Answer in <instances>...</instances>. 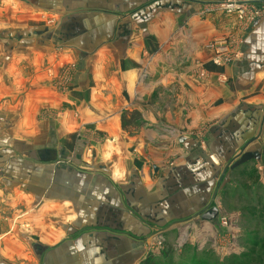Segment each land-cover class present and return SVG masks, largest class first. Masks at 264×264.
<instances>
[{"label":"crops","instance_id":"crops-1","mask_svg":"<svg viewBox=\"0 0 264 264\" xmlns=\"http://www.w3.org/2000/svg\"><path fill=\"white\" fill-rule=\"evenodd\" d=\"M215 1L0 0V264L264 241V14Z\"/></svg>","mask_w":264,"mask_h":264},{"label":"rangeland","instance_id":"rangeland-1","mask_svg":"<svg viewBox=\"0 0 264 264\" xmlns=\"http://www.w3.org/2000/svg\"><path fill=\"white\" fill-rule=\"evenodd\" d=\"M255 8H257L258 10H261L258 15H254V13H253V10ZM246 9H247L246 12L243 13V17L241 18L243 21H250L251 22L252 18L257 19L262 15V13L264 14L263 5L262 6L258 5L257 7H256V5L248 6V7L246 6ZM235 16L237 19H239L237 15H235ZM241 19H239V20H241ZM216 40H218V41L216 42ZM215 42H216V46H217L216 48H218V46H221V45L226 46L225 48H226L227 56L229 57V59L233 57V53H232L233 48L232 47H234V46L232 43H231L232 45L230 44V42H231L230 40H228V43H227V40L225 38H216L214 41L211 42V44H214ZM232 42H233V39H232ZM216 48H211V49H216ZM220 62H224V61H220ZM255 238L258 241L260 240L258 235L255 236ZM162 246L165 247L164 245H162ZM254 246L255 247H253V246L247 247L250 250L251 254L245 258H243V257L241 258L242 253H238L237 255H233L236 258H238V260L235 264H264V241H261L260 245H258V246L254 245ZM217 258L220 260V257L217 254H212L211 256H209L208 254L205 255L202 253L196 254V260L206 259L205 262H207V263H208V261H210V262L212 261V263H214L215 260H217Z\"/></svg>","mask_w":264,"mask_h":264},{"label":"built area","instance_id":"built-area-1","mask_svg":"<svg viewBox=\"0 0 264 264\" xmlns=\"http://www.w3.org/2000/svg\"><path fill=\"white\" fill-rule=\"evenodd\" d=\"M246 6L248 7V6H254V5L251 3L250 0H220V1H215V2L203 3L202 10L206 14H212L215 12H223V13H227V14L233 13V14L237 15L239 19H241L243 17V13L246 12V10H247ZM260 11L261 10H258L257 8H255L253 10V13H254V15H258ZM217 41L218 40H216V42ZM216 42L214 44H211L210 47L216 48L217 47ZM228 60H229V58H224L222 56H219V58H216V63L220 62V61L226 62Z\"/></svg>","mask_w":264,"mask_h":264},{"label":"trees","instance_id":"trees-1","mask_svg":"<svg viewBox=\"0 0 264 264\" xmlns=\"http://www.w3.org/2000/svg\"><path fill=\"white\" fill-rule=\"evenodd\" d=\"M170 254H171V251H170L169 248H163L162 251H161V256H162L163 258H165L166 260L168 259L169 261H170V259H171V257L169 256ZM250 254H251V252L243 253V254L241 255V258H242V257L245 258V257L249 256ZM241 258H240V259H241ZM214 260H215V259H214ZM237 260H238V258H236L235 256L232 255V256H229V257H227V258H225V259H222V260H219V259L217 258V260H215L214 263H212V261H211V262L208 261V263H207V262H205L206 259H203V260H195V259H194V261H193L192 264H235V263L237 262ZM198 261H199V262H198ZM140 264H161V263L158 262V261H156L153 255H147L146 258H144V259L140 262ZM168 264H175V263H173V262H169Z\"/></svg>","mask_w":264,"mask_h":264}]
</instances>
